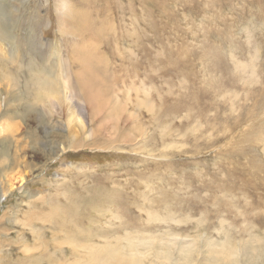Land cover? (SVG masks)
Wrapping results in <instances>:
<instances>
[{
	"label": "rangeland",
	"instance_id": "obj_1",
	"mask_svg": "<svg viewBox=\"0 0 264 264\" xmlns=\"http://www.w3.org/2000/svg\"><path fill=\"white\" fill-rule=\"evenodd\" d=\"M0 2V12H7L3 24L13 27L0 39V53L18 60L0 61V124H19L13 138L0 137L7 156L0 165V264H23L29 253L39 254L32 232L45 228L46 239L52 233L39 203L46 210L55 204L58 218L62 207L75 208L82 230L102 238L91 242L104 249L123 248L119 238L146 230L193 239L205 232L219 242L223 232L235 239L251 229L242 237L264 240V0H73L76 12L99 25L79 36L59 31L55 0ZM79 40L97 45L106 62L112 115L120 106L131 117L113 132L105 129V136L89 138L95 143L90 149L56 156L41 142L47 131L66 134V118L40 112L41 126L10 119L16 105L10 76L24 86L28 76L14 68L28 73L31 61L37 68L45 63L58 77L80 73L72 62ZM28 85L36 93L38 87ZM85 125L86 134L95 127ZM130 133L132 141L125 139ZM12 159L15 166L8 165ZM148 213L185 221L149 222ZM68 217L67 225L77 230L75 217ZM175 249L163 248L172 263L179 259ZM202 250L197 243L186 264H202ZM83 252L57 247V264H77L70 253ZM257 261L248 264H264Z\"/></svg>",
	"mask_w": 264,
	"mask_h": 264
},
{
	"label": "bare ground",
	"instance_id": "obj_2",
	"mask_svg": "<svg viewBox=\"0 0 264 264\" xmlns=\"http://www.w3.org/2000/svg\"><path fill=\"white\" fill-rule=\"evenodd\" d=\"M6 16L7 12L2 10L0 12V39L2 40L9 36L10 28H13L10 26V23L7 25L3 24L2 20H6ZM58 20L59 31L62 34L69 35L72 34L79 36L84 33H92L95 31V26L98 25L91 21L85 12L78 13L75 11L71 18L66 21L58 14ZM99 31V35L104 34L103 28L99 27ZM78 42L82 43H75L76 46L72 62L80 66V73H76L72 76L61 73L60 78L54 75V70H46L45 63H43L40 68H37L31 61L26 68L28 73L24 74V70H22L21 66H19L18 69L16 67L14 68L15 72H18L19 70L20 76L23 78L28 76V82L24 86H20L17 83L16 77L13 78V75L10 76L13 81L11 85L16 91H13V94L11 93L14 99L13 102L16 105L13 112L10 114V119L24 121L25 118H27L34 120L36 125L41 126L44 125V123L41 118L42 116H39L40 112H49V115L51 116L58 114L66 118V134H61L56 131H47V137H43L46 141L43 142L40 140L42 141L41 143L43 144L45 151L56 156L59 155L60 151L66 152L67 150L83 148L90 149L95 143L88 144L87 141L89 138H95L99 135L105 136V129L112 130L113 132L119 121H122L123 118H126V121L131 117L130 114H126V110L120 106H117L118 112L116 117L112 115L115 111V104L108 90L106 62H104V58L96 54L98 53L97 45L91 44L90 42H83V40H79ZM0 51H3V47H1ZM6 54L0 53V61L7 62L9 60L12 63H18L17 59L10 57L9 54L7 56ZM73 81H75L74 86L72 85ZM29 83L38 87L36 93L34 91L36 88L32 90L28 85ZM173 110L174 107H172L171 111ZM8 111L10 112V109ZM154 121H157V119ZM85 122L94 123L95 126L94 129L87 134L85 132ZM5 125L6 126L0 124V137L2 135H7L13 138V134L17 131L19 124L8 123ZM132 128L133 133L138 131L136 126H133ZM112 132L109 135L110 137L113 134ZM125 139L132 141V133L127 134ZM0 145L4 146V141L1 142ZM17 145H19L18 142ZM5 157H7L6 154L1 151L0 165H3L6 162ZM16 163L17 162L14 159L10 162L8 161V165L12 164L15 166ZM24 181L25 180H21L22 183ZM101 186H103L102 181H98L97 187ZM112 192L117 194L116 196L126 199L125 196L119 194L117 191ZM2 197L5 198V195H2L0 199ZM2 199L1 201H3ZM165 205L166 207H169L167 201ZM73 207L75 206L73 205ZM191 207H193V205H191ZM36 208L38 209V212L45 217L43 223L49 224V231L51 230L52 233L48 239H46L44 234L48 231L47 229L42 228L39 231L33 230L34 232L32 233H34L33 235L35 237L34 241L40 243L38 246H35L37 243L33 244L38 248L39 254L32 256L31 253H29L28 256L30 255V257L22 260L23 264H44V262H47L48 264H57L59 260L55 257L56 248H62L64 244H69V246L71 245L76 249L85 251L80 254L70 253L71 255L76 256L73 263L77 262V264H142L145 261H148L150 264H178L179 262L181 264H184L185 262L186 264L188 259L191 258L190 255L195 250V245L197 243L201 244L203 249L201 252L202 264H239V259H241V261L244 260V264H248L250 261L264 260V240L257 236L242 237L244 235H249V230L251 229L243 230L235 239H230L227 232H223L221 233L223 235V240H219V242L210 238L205 232L193 239L189 236H182L170 230L163 233H154V235H150L146 230L141 234L134 235V237H129L128 234L125 239L119 238V241H123L124 245L118 244L117 241L116 243L123 248L108 244L109 246H106V249H104V246L101 247L91 242L94 238L99 239L100 237L98 235L92 236L90 231L82 230V223H80L77 214L74 212L75 208H72V206H69V208L62 207L61 211L63 216H60L59 218L57 211L58 207L55 204L49 206L46 210L43 203H39ZM122 209L124 210V208ZM75 211L77 210L75 209ZM32 212L35 211L32 210ZM68 216L75 217L72 219V222L77 225L78 231L73 228L70 229V226L67 225L66 221H68ZM175 216L176 214H172L169 218L167 216V219H160L156 214L148 213V221H160L162 224H167L168 221L175 220L182 224L185 221L179 220ZM36 220L37 219L30 220V223H33ZM203 223L202 221L197 222V224L200 225L199 227H201V224ZM58 229H61L68 237L66 242L60 239L57 232ZM234 241L235 243H233ZM170 245L176 248V258H179L176 263H172V258L163 250V248ZM24 246L26 248L27 244ZM26 251L28 250L26 249L25 252ZM238 251L241 252V255L239 256L236 255V252ZM237 260L239 261L237 262Z\"/></svg>",
	"mask_w": 264,
	"mask_h": 264
},
{
	"label": "clouds",
	"instance_id": "obj_3",
	"mask_svg": "<svg viewBox=\"0 0 264 264\" xmlns=\"http://www.w3.org/2000/svg\"><path fill=\"white\" fill-rule=\"evenodd\" d=\"M56 9L59 15H61L64 20L71 18L75 12L73 0H55Z\"/></svg>",
	"mask_w": 264,
	"mask_h": 264
}]
</instances>
